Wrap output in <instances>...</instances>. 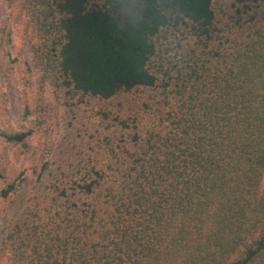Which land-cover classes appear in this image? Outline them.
Segmentation results:
<instances>
[{
	"label": "trees",
	"instance_id": "trees-1",
	"mask_svg": "<svg viewBox=\"0 0 264 264\" xmlns=\"http://www.w3.org/2000/svg\"><path fill=\"white\" fill-rule=\"evenodd\" d=\"M17 1L44 68L102 99L157 87L158 36L179 37L159 97L115 117L78 172L33 189L0 262L264 264V0L221 13L223 0ZM29 135L0 131L23 146Z\"/></svg>",
	"mask_w": 264,
	"mask_h": 264
},
{
	"label": "rangeland",
	"instance_id": "rangeland-1",
	"mask_svg": "<svg viewBox=\"0 0 264 264\" xmlns=\"http://www.w3.org/2000/svg\"><path fill=\"white\" fill-rule=\"evenodd\" d=\"M231 2L216 4L218 13L231 8ZM27 17L20 1L13 7L0 0V131H30L25 146L0 138V187H17L6 197L0 195V244L35 187H53L64 174L78 172L82 163L105 151L115 117L137 110L148 94L159 97L164 72L177 57L179 33L162 32L150 62L157 70V87L134 88L109 99L71 91L39 61L35 48L42 35L26 24Z\"/></svg>",
	"mask_w": 264,
	"mask_h": 264
}]
</instances>
